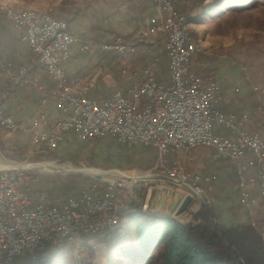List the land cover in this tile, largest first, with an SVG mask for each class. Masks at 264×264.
Segmentation results:
<instances>
[{
    "label": "built area",
    "instance_id": "2783aa9c",
    "mask_svg": "<svg viewBox=\"0 0 264 264\" xmlns=\"http://www.w3.org/2000/svg\"><path fill=\"white\" fill-rule=\"evenodd\" d=\"M149 1L158 15L140 26L137 36L161 37L167 79H156L154 67L159 60L154 58L139 71H122L130 82L107 98L91 96L96 87L93 78L69 81L65 72L72 47L77 45L80 53H86L90 49L87 40L72 34L66 22L48 13L14 11L0 5L20 42L53 83L41 104L51 99L59 112L51 127L44 128V113L24 126L0 109V129L25 134L38 154L55 152L70 135L79 143L107 137L119 145L151 149L155 157L148 175L137 170L107 171L122 176L94 177L89 185L94 193L81 191L77 197L67 198L63 208L48 204L43 194L38 197L31 193L25 186L24 168H1L0 264L25 257L35 259L48 249L75 245L83 236L112 231L136 197L142 199L139 206L144 212L152 187H147L148 182L153 187L168 184L186 191L183 199L189 196L196 211L200 206L213 205L202 186L210 185V178L185 174L172 156L175 152L211 150L213 160H224L231 166L239 205L251 208L264 203V106L257 110L259 131L248 128L250 116L221 112L219 84L205 83L191 72L196 45L188 33V18L176 11L175 0ZM100 51L123 55L126 47L117 40L104 43ZM24 75L25 70H20L19 77ZM215 127L225 129L227 135L216 132ZM256 185L259 199L250 195V187Z\"/></svg>",
    "mask_w": 264,
    "mask_h": 264
},
{
    "label": "rangeland",
    "instance_id": "374dc122",
    "mask_svg": "<svg viewBox=\"0 0 264 264\" xmlns=\"http://www.w3.org/2000/svg\"><path fill=\"white\" fill-rule=\"evenodd\" d=\"M255 1V4L246 11L227 17L228 10L222 7L216 9L215 14L204 24L195 28H191L188 24V33L196 45L193 60L191 59V72L199 76L205 83H218L216 77L219 72L222 73L224 69L237 70L240 82L243 83L244 89L248 93L251 115L256 105L259 107L264 106V0ZM105 2L106 0H0V5L9 7L14 11L48 13L53 18L66 22L67 25H70L78 17L87 19L92 24L88 34H78L70 31L90 43V49L86 53L94 49L100 51L104 43L112 44L120 40L126 47V52L123 55L116 56L124 59L126 63L123 68H116V72L118 78H122L123 81L121 79L122 82L119 80L118 84L109 88L106 92V98L113 91L123 89L125 84L130 82L131 78L122 74V71H139L142 66L151 64V60L157 58L159 62L154 67L155 74L157 71L164 74L165 55L161 47H151L152 44L150 43L154 41L152 37H138V28L132 35H122L110 30L111 28L107 31H101L98 27L103 21H99V15L103 16L102 10ZM221 2L222 0H211L209 4L205 3V0H175L174 8L179 15H183L189 21L191 18H197V14L206 7H217ZM74 8L79 10L78 14L70 19L67 17V13ZM0 21L9 22L5 19L1 8ZM108 55L115 54L109 53ZM196 64L200 66L199 69L195 67ZM212 64L213 66H210ZM207 65L209 66L206 68ZM165 76L162 77L163 80L166 79ZM119 84L122 86L118 87ZM221 100L222 95L219 103ZM260 121L261 118L257 121L254 119L248 128L252 131H259ZM172 156L185 174L202 175L209 168L201 160L195 162L192 158L201 157V159H206L212 157V151L197 148L187 153L175 152ZM154 162V152L151 149L140 146L119 145L107 137L92 139L84 143L68 141L66 145H62L61 149L58 148V150L49 154H38L30 148L8 152L0 146V165L3 168L16 165L24 168L26 170L25 186L29 188L34 196L40 197L43 194L45 201L54 196L56 200H61L64 197H77L81 191L89 192V185L91 181L96 179L94 178L96 177L95 172L98 170L103 172L137 170L148 175V171L154 165ZM68 167L78 171L70 172ZM228 169L230 170L231 167H228ZM231 171L233 172L232 169ZM227 184L236 187V179L233 174ZM151 185L153 187V183L148 182L147 187ZM202 186L203 190H206V196L211 199L212 186L206 184ZM161 188L172 189L178 203L182 201L184 192H186L168 184L163 185ZM220 194L222 193L218 192L217 195ZM134 201L139 205L142 199L136 197ZM194 207V204L191 203L189 208L176 219L181 222L190 220L191 216L196 213ZM153 214L161 215L162 213L155 212ZM249 221H251L253 227H258L255 219H249ZM259 228L264 240V227L260 225ZM80 243L81 241L73 245L75 264H80V259L86 258L84 253L79 256L77 254ZM89 244L92 245L91 242ZM103 252L104 250H100L99 254H103ZM47 253L48 251H45L43 254L36 255L35 259L28 257L14 259L7 264H34L35 261L41 256H46ZM103 259L102 257L101 260L96 262L102 264L104 263Z\"/></svg>",
    "mask_w": 264,
    "mask_h": 264
},
{
    "label": "crops",
    "instance_id": "0c3cea01",
    "mask_svg": "<svg viewBox=\"0 0 264 264\" xmlns=\"http://www.w3.org/2000/svg\"><path fill=\"white\" fill-rule=\"evenodd\" d=\"M222 7L220 4L217 7H206L197 14V18L189 19V26L195 28L204 24L207 20H210L216 9ZM102 12L103 16L99 15V21H103V23H100L98 28L101 31H107L111 28L110 30L122 35H132L137 28L148 24L151 19L158 15L157 8L149 0H106ZM91 27L92 24L81 17L76 18L68 25L69 31L78 34H88ZM152 38L154 41L150 43L152 44L151 47L158 48L162 46L160 36H153ZM124 61L116 55L110 56L98 49H94L89 53H80L78 46L74 45L71 49L70 58L65 64V72L69 81L72 79L93 78L96 81V88L91 96L102 98L107 95L106 92L109 88L118 84L119 80L121 81L122 78H118L116 68H123L126 63ZM210 66H213V64ZM195 67L200 68L198 64ZM22 69L25 70V75L19 77V71ZM156 69L158 70V68ZM162 77L164 78L163 75ZM216 81L220 84L222 95L219 109L223 113L234 112L238 116L248 115L252 118L248 93L244 89L243 83L240 82L238 71L224 69L222 73L217 74ZM120 84L118 87L122 86ZM52 88L51 79L40 66L36 57L28 50V47L20 42L19 34L14 31L9 22L0 21L1 111L24 126L29 125L39 114L44 113L47 117L44 128H49L59 116V112L53 100L50 99L45 104H41V98ZM253 120L254 118L249 121V126ZM215 131L227 135L225 129L215 127ZM68 141L74 142L75 140L68 135L59 148L61 149L62 145H66ZM0 146L8 152L23 150V148L32 149V145L25 134L21 132L8 134L3 130H0ZM192 159L195 162L201 160L209 168L202 175L210 178V185L212 186L210 195L214 200L213 205L218 209L217 219L219 223L226 227H234L246 223L249 219H255L257 222L264 221V203L251 208L239 205L235 185L227 184L233 174L232 168L228 169V167H231L228 162L213 160L211 156L206 159H201V157ZM1 168L3 166L0 165ZM249 190L251 197L259 199L257 185L251 186ZM218 192L222 194L217 195ZM67 198L56 200L54 196L47 203L63 208Z\"/></svg>",
    "mask_w": 264,
    "mask_h": 264
},
{
    "label": "trees",
    "instance_id": "16d2710c",
    "mask_svg": "<svg viewBox=\"0 0 264 264\" xmlns=\"http://www.w3.org/2000/svg\"><path fill=\"white\" fill-rule=\"evenodd\" d=\"M255 2L222 0L220 4L228 10V17L246 11ZM78 11L71 9L67 17H76ZM164 61V74L156 72L158 81H163L162 75L167 77ZM258 108L256 105L252 114L256 121L260 119ZM217 212L214 205H203L190 220L181 222L144 213L133 202L112 231L81 238L77 254L84 253L86 258L80 259V264H98L102 257V264H264V240L259 228L260 223L264 227V221H256V228L249 220L226 227L219 223ZM47 251L34 264H75L73 245Z\"/></svg>",
    "mask_w": 264,
    "mask_h": 264
},
{
    "label": "water",
    "instance_id": "95a60500",
    "mask_svg": "<svg viewBox=\"0 0 264 264\" xmlns=\"http://www.w3.org/2000/svg\"><path fill=\"white\" fill-rule=\"evenodd\" d=\"M192 199L186 196L180 203L174 196L172 189L152 187L147 195L144 213L159 216L177 218L190 206ZM161 212V215L153 214Z\"/></svg>",
    "mask_w": 264,
    "mask_h": 264
},
{
    "label": "bare ground",
    "instance_id": "6f19581e",
    "mask_svg": "<svg viewBox=\"0 0 264 264\" xmlns=\"http://www.w3.org/2000/svg\"><path fill=\"white\" fill-rule=\"evenodd\" d=\"M214 14L215 13H213V15ZM68 169L70 170V172H76V171H78L76 169H73L72 167H68ZM85 171H87V170H85ZM95 175H96V178H102V179H106L107 177H110V176H117V177L122 176V174H120L118 172H103L101 170L96 171L95 172Z\"/></svg>",
    "mask_w": 264,
    "mask_h": 264
}]
</instances>
